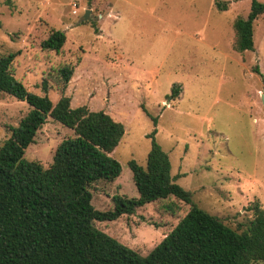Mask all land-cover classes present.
Segmentation results:
<instances>
[{
  "label": "rangeland",
  "instance_id": "rangeland-1",
  "mask_svg": "<svg viewBox=\"0 0 264 264\" xmlns=\"http://www.w3.org/2000/svg\"><path fill=\"white\" fill-rule=\"evenodd\" d=\"M250 5L251 0H0V56L15 55L14 77L43 96L46 72L70 63L74 74L63 93L70 105L102 110L124 125L111 154L121 165L119 177L90 187L96 210L111 209L114 196H138L128 162L145 165L147 136L155 130L171 177L200 209L232 228L251 217L246 209L253 203L264 211V14L254 21L251 51L235 50L233 29ZM87 12L88 20L81 21ZM52 30L66 36L61 55L41 49ZM172 88L179 90L176 97ZM46 95L55 104L62 93L50 85ZM29 110L24 101L0 93V146ZM72 135L48 117L24 157L46 168L58 144ZM187 210L159 215L148 204L94 226L145 256Z\"/></svg>",
  "mask_w": 264,
  "mask_h": 264
},
{
  "label": "trees",
  "instance_id": "trees-1",
  "mask_svg": "<svg viewBox=\"0 0 264 264\" xmlns=\"http://www.w3.org/2000/svg\"><path fill=\"white\" fill-rule=\"evenodd\" d=\"M262 14L264 4L251 0L246 18L233 22L236 51L253 50V24ZM65 40L63 32L52 30L40 46L45 53L61 55ZM14 56H0V93L24 101L30 110L0 146V264L264 263L260 205H250L246 210L251 217L235 228L200 209L191 193L171 177L169 157L155 141V130L147 136L151 146L145 165L128 162L138 196H114L111 209L96 210L91 204V185L113 182L121 173V165L111 154L124 135L123 123L102 110L70 105V98L63 94L74 74L70 63L61 62L46 72L40 82L45 95L39 96L14 77ZM50 85L62 93L55 104L46 95ZM178 92L172 88L171 95L176 97ZM48 117L73 135L58 144L52 163L45 168L24 154ZM148 204L159 215L174 217L186 206L188 210L145 256L94 226L132 215Z\"/></svg>",
  "mask_w": 264,
  "mask_h": 264
},
{
  "label": "water",
  "instance_id": "water-1",
  "mask_svg": "<svg viewBox=\"0 0 264 264\" xmlns=\"http://www.w3.org/2000/svg\"><path fill=\"white\" fill-rule=\"evenodd\" d=\"M88 20V12L85 13V15L82 17L81 21Z\"/></svg>",
  "mask_w": 264,
  "mask_h": 264
}]
</instances>
